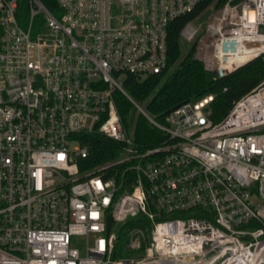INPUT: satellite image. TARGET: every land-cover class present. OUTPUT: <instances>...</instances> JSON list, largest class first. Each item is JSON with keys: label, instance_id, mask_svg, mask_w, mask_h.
<instances>
[{"label": "built area", "instance_id": "2783aa9c", "mask_svg": "<svg viewBox=\"0 0 264 264\" xmlns=\"http://www.w3.org/2000/svg\"><path fill=\"white\" fill-rule=\"evenodd\" d=\"M56 1L58 14L30 0L24 24L18 0H0V264H264V82L218 122L213 94L160 123L125 89L129 74L168 70L169 25L203 0ZM248 1L218 8L199 38L196 18L182 28L207 70L237 68H223L220 45ZM118 92L165 132L157 146L123 126ZM89 133L124 144L82 171ZM140 214L152 221L145 254L117 258L108 217Z\"/></svg>", "mask_w": 264, "mask_h": 264}, {"label": "trees", "instance_id": "16d2710c", "mask_svg": "<svg viewBox=\"0 0 264 264\" xmlns=\"http://www.w3.org/2000/svg\"><path fill=\"white\" fill-rule=\"evenodd\" d=\"M41 1L51 12L59 13L56 0ZM240 1L242 0H203L194 12L175 18L169 25L168 70L145 79L133 74L127 75L125 89L136 102L146 103L149 113L160 123H165L168 114L180 105L209 94L214 95L210 103L212 118L218 122L225 118L238 99L264 82V52L223 76L207 70L203 62L195 58L196 44H193L182 56L181 30L189 21L203 12H206V16L209 15L208 10L212 5L218 9L227 2L237 4ZM18 3V16L22 23L26 24L30 21V0H18ZM1 36L0 27V44ZM116 104L123 126L141 148L155 147L165 139V132L155 127L144 114L138 113L135 102L127 95L118 92ZM81 137L90 149L89 157L79 162L82 171H91L111 162L117 158L119 149L124 144L122 141L99 133H89ZM135 179L136 173L130 172L126 177L127 188L134 185ZM107 221L109 229L115 230L117 234L116 256L124 250L123 241L128 247L132 239L137 236L142 240L139 249L145 250L148 234L152 228V221L148 216L140 214L122 223L116 222L109 216ZM141 233H144V237Z\"/></svg>", "mask_w": 264, "mask_h": 264}, {"label": "bare ground", "instance_id": "6f19581e", "mask_svg": "<svg viewBox=\"0 0 264 264\" xmlns=\"http://www.w3.org/2000/svg\"><path fill=\"white\" fill-rule=\"evenodd\" d=\"M259 22L264 23V0H249L244 14L237 17L242 26L220 45L223 58L227 59L222 65L224 69L239 67L264 51V33L257 31Z\"/></svg>", "mask_w": 264, "mask_h": 264}, {"label": "rangeland", "instance_id": "374dc122", "mask_svg": "<svg viewBox=\"0 0 264 264\" xmlns=\"http://www.w3.org/2000/svg\"><path fill=\"white\" fill-rule=\"evenodd\" d=\"M210 12L209 15L206 16V12H203L201 15H199L195 20H194V24L200 28V33L198 35V38L203 35L206 32V27L208 25L209 22H211L212 20V15L217 11V9H215V7L212 5L209 7ZM261 32L264 33V25L261 26L260 29ZM182 42V48H183V53L182 56H184L186 54V52H188L190 50V48L193 46L194 42H188L184 39H181ZM139 103L146 112H149L146 106V103ZM138 113H142L140 112V110L137 108ZM156 206H152L150 205V208H154L159 209V205L155 202ZM143 232V231H141ZM141 235L144 237V233H141ZM139 237H135L132 239V241L130 242L129 246L127 247L124 243V241L122 242V248H124L123 251H120L117 255V258H139L142 257L145 254V250L144 249H139L141 247L136 248L137 245L134 244V242L138 239ZM142 244V243H141ZM135 245V246H134Z\"/></svg>", "mask_w": 264, "mask_h": 264}, {"label": "water", "instance_id": "95a60500", "mask_svg": "<svg viewBox=\"0 0 264 264\" xmlns=\"http://www.w3.org/2000/svg\"><path fill=\"white\" fill-rule=\"evenodd\" d=\"M261 53H262V52H260L259 54H261ZM259 54H257L256 56H258ZM246 62H247V61H246ZM246 62H245V63H246Z\"/></svg>", "mask_w": 264, "mask_h": 264}]
</instances>
